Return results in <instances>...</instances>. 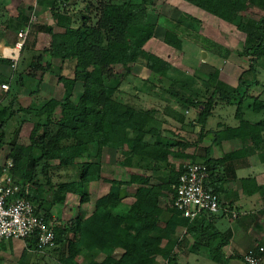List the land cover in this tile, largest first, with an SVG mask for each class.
Returning a JSON list of instances; mask_svg holds the SVG:
<instances>
[{"label":"trees","instance_id":"trees-1","mask_svg":"<svg viewBox=\"0 0 264 264\" xmlns=\"http://www.w3.org/2000/svg\"><path fill=\"white\" fill-rule=\"evenodd\" d=\"M183 1L245 34V42L236 52L248 58V67L235 86L222 82L218 69L201 79L145 47L159 24L156 18L149 20L154 0H36L34 24L49 33L51 47L34 50L22 46L15 67L9 73L0 70V89L2 83L9 84L0 97V155L8 148L3 163L12 160L10 174L20 186L28 185L33 212L53 223L55 246L40 250L35 237L26 238L27 247L34 249L33 260L28 262L24 249L19 264H77L79 256L85 264H230L223 248L232 233L221 228L230 216L204 210L190 219L171 205L170 198L167 203L163 200L173 191L183 169V163L175 160L187 159L207 166L205 186L218 195L224 207L218 182L238 179L234 161L247 141L256 150L264 149V119L252 121L245 113V109L264 112V99L249 92L251 84L259 83L256 73L264 60V0ZM47 14L52 19L49 24L45 23ZM186 17L197 20L181 13L175 24L180 25ZM29 18L26 9H18L17 16L3 25L9 29L18 23V32ZM25 48H30L32 55L20 66ZM54 59L60 61L61 98L49 94L39 78V72ZM135 64L146 67L149 74L139 79V84L132 83L134 94L158 88L173 104L159 110L123 99L126 92L119 83L128 75L135 78ZM11 65L10 58L0 57V68ZM116 65L125 68L119 79ZM22 88L30 97L26 106L18 100ZM246 97L253 98L247 105ZM219 100L235 105L238 124L214 131L210 145L197 152L208 132L206 121ZM190 108L197 111L192 122L198 123L199 130L188 136L183 126L191 124L186 117ZM26 124H30L28 147L23 150L19 138ZM231 139H239L241 149L211 156L213 143ZM106 149L119 150L127 167L135 166V159L143 162L150 174L133 171L124 181L108 179L112 184L106 194L94 200L89 215L53 219L52 206L62 205L68 194H79L80 205L90 200L91 192L85 187L93 189L102 179ZM251 178L239 180L244 184ZM122 185L136 186L131 202L122 200ZM40 251L44 252L40 255ZM251 251L259 253L258 245ZM180 253L186 255L185 261ZM98 254L101 259L96 258ZM259 254L262 261L264 251ZM243 256L236 255L244 260Z\"/></svg>","mask_w":264,"mask_h":264},{"label":"rangeland","instance_id":"rangeland-1","mask_svg":"<svg viewBox=\"0 0 264 264\" xmlns=\"http://www.w3.org/2000/svg\"><path fill=\"white\" fill-rule=\"evenodd\" d=\"M18 0H14V3L12 4L9 11L13 14L16 13V6ZM32 7L28 10V8L25 7L27 13L31 14L33 13ZM191 10L193 8L195 11H193L198 18H195L197 20H191L189 18H184L183 22L180 25L175 24V18L179 17L181 13H187V10ZM22 9V10H25ZM5 9H0V22H8L11 20V18L8 16V13ZM37 15L39 13H36ZM193 17H195L192 14H189ZM207 15V16H206ZM49 16V14H48ZM208 17H213L211 14L203 11L202 9L195 8L192 4L185 2L183 0H154V5L150 10L149 13V20H155L159 22V26L156 27V32L154 33V39L150 42L153 49L156 51H159V53L164 57L169 59L171 63L174 64V66L180 68L182 71L191 74V75H197L201 79L208 78L209 73L214 71L215 69H218L220 71L219 79L222 82L226 83H233L238 78V76L248 67V58L239 56L236 52V50L240 49L242 44L245 42V34L240 32L234 25H229L228 23L222 21L221 19L217 17H213L216 19L213 23H211L208 19H205ZM1 23V24H3ZM14 26L10 27L14 32L15 30L20 26L18 23H13ZM1 27V25H0ZM13 31H10V34H13ZM17 35V32H15ZM14 33V35H15ZM180 39V44H179ZM219 43V44H218ZM223 46H222V45ZM34 47L37 46V49L35 50H41V49H48L51 47V37L49 33L41 31L36 28L34 22L31 25V30L28 33L23 47ZM226 47V48H225ZM25 48L22 51L20 66H24L28 60H30L32 51L31 49ZM204 53L206 56L204 57ZM19 54V51H18ZM221 55H224L225 57H221ZM19 56V55H18ZM202 62V66H199V62ZM134 66V65H133ZM137 68L139 66H136ZM13 67L8 68L10 71ZM60 68V61L57 59H54L52 64L47 66L45 70L39 72V78L43 81V88L46 89V91L51 94L52 96L56 98H61L63 94V85L61 82L58 81V73ZM140 68V67H139ZM8 69H5L6 73H9ZM115 70L118 74L117 79H119L121 74L125 73V68H123L121 65H116ZM136 73L139 77L149 74L147 70H144L141 68L140 70H135L134 67H132V72ZM148 73V74H147ZM251 77V76H250ZM256 78L258 79L259 83L257 84H251L249 86V92L253 95L260 94L262 98H264V60L260 61V66L258 67V71L256 73ZM251 80V79H247ZM133 84H139L138 78H133L132 75H128L124 80L121 81L120 89L124 90L126 92V95L124 97L125 100H129L136 106L144 105L147 102V107H155L159 110H161L162 106L168 101H171L172 98L169 97V95L158 88L155 89H149L150 94H143L139 93L137 96L134 94L135 89L132 87ZM79 89V86L78 88ZM143 89V88H142ZM144 90V89H143ZM148 90V91H149ZM142 92V91H141ZM1 94V93H0ZM2 96V95H1ZM0 96V97H1ZM18 100L20 104L26 106L30 102V97L28 95V91L22 88L19 91L18 94ZM151 96V97H150ZM145 98L144 100L142 98ZM151 98L150 101H147L148 98ZM170 98V99H169ZM124 99V98H123ZM253 100L252 97H246L245 99V105L250 103ZM155 104V105H154ZM217 106L215 107L213 111V115H211L207 120V128H216V123L218 121H223L229 123L230 115H234L235 112V105L232 104H226L225 102L218 101ZM194 110V109H189ZM197 110V109H196ZM191 111L190 113L186 112L187 121H190V125H184V131L189 136L192 131V133H195L199 130L198 123L192 122L194 119H196V113L197 111ZM246 117L249 119H255L259 120L263 118V113H255L252 110L245 109ZM229 118V119H228ZM170 121V120H169ZM172 123V122H171ZM174 125H172L173 127ZM30 124H26L25 127L22 130V134L19 138L20 145L22 146L23 150H26L28 147V140L27 135L29 132ZM171 127V128H172ZM182 132V133H183ZM213 138V135H209L208 141L210 142ZM201 142L198 143L197 152L201 151L200 149ZM217 148V147H216ZM8 148H4L0 155V162L4 160V156L7 153ZM190 151H192V148H189ZM214 154V152H213ZM217 153H215L216 155ZM124 157L121 154L119 150H109L105 151L102 158V183L99 186V183L94 186L93 189H90V187H85V189L91 192V197L95 198L97 195L101 194L103 191L107 190V188L112 184L109 182L108 179H117V180H127L129 178V174L133 171H137L144 174H149V170L145 168L144 163L138 162L137 159H135V166L132 168H129L124 165ZM177 163H187L190 160L184 159H176ZM88 163V161H86ZM135 167V168H134ZM248 169H241L239 171V174H248ZM102 187V188H101ZM124 197L127 201L132 200L134 189H136L135 185L132 186H125L124 188ZM77 196H70L69 200L66 204V208H64L65 215H68L69 206L75 205ZM168 198L166 197L163 200V203H167ZM56 209H59L61 205H56ZM69 216V215H68ZM225 224H228V220L223 221ZM254 229V225L252 226ZM8 244L7 240L2 243ZM258 245L259 243H255ZM22 246V242H19L17 240H14L13 246L14 248L10 250L9 248H4L3 251H0V259L2 264H19L18 260L20 258V251ZM185 254V252H184ZM180 253V258L182 261H185L186 255ZM41 255V254H40ZM98 258V256H97ZM160 261H163L160 257H158ZM85 260L83 258L80 260V262H77V264H84ZM61 264H66L63 261ZM233 264H246L244 260H235ZM260 264H264V257L262 258V261Z\"/></svg>","mask_w":264,"mask_h":264},{"label":"crops","instance_id":"crops-1","mask_svg":"<svg viewBox=\"0 0 264 264\" xmlns=\"http://www.w3.org/2000/svg\"><path fill=\"white\" fill-rule=\"evenodd\" d=\"M35 2H36V0H18L16 2L17 3L16 13L13 14L9 11V9L11 8L12 4L14 3V0H0V9L1 10L5 9L7 11L6 13H8V16L10 18H14L18 14V9H25V7L31 8V6L34 7ZM195 8H196V6H195ZM186 10L189 14L194 15L195 13L193 11H195L196 9L194 10L193 8H191V10H188L186 8ZM194 16H195V18H198L196 15H194ZM206 16H204V18L208 19L211 23L216 21V19H214L216 16L212 15L214 18L213 17H209V18L207 17L206 18ZM177 18L178 17H176L175 20H177ZM51 22H52V19L47 14V17L45 18V23L49 24ZM1 23H3V22H0V25H1V27H0V57L10 58L9 53L12 51V48L14 47V45L17 41V35L11 28L6 29L5 26ZM6 23H5V25H6ZM226 23H228V22H226ZM228 24L230 25V23H228ZM158 26H159V24L157 25V27ZM56 30H61V28H56ZM10 31H13V34H10L9 33ZM155 32H156V29H155ZM14 33H15V35H14ZM154 37L155 36H153L146 43L145 47L148 50H151L152 52H154L155 54L163 57L159 53V51H156L155 49H153L151 44H150V42L154 39ZM31 48H33L35 50V49H37V46L31 47ZM221 57L224 58L225 56L221 55ZM165 59H167V58H165ZM167 60L169 61V59H167ZM202 62L203 61L199 62V64H200L199 66H202ZM136 66H139L140 68L139 67L137 68ZM133 67L135 70L137 69V72L141 68H143L144 70H147V72H149V70L146 67L139 65V64H135ZM5 69H8V68L7 67L5 68L3 66L0 68V70L3 72H6ZM8 71H10V70L8 69ZM132 73L138 79H145L148 76V75H146L145 77H143V76L139 77L136 73H134V71ZM191 74H193V73H191ZM226 82H228V81H226ZM227 84H230L232 86L236 85L235 82H233V83L230 82ZM150 89L152 90L155 88H150ZM148 90H146L144 88V90L142 92H136V96L139 93H143L145 95H146V93L150 94V90L149 91ZM0 93H1L0 94V96H1L4 93V90L0 89ZM150 97L147 99V101L151 100ZM123 98H125V97H123ZM142 99L144 100L145 98L143 97ZM128 102H130V101L128 100ZM143 103H145V106H146L147 102H143ZM166 104H168V105L173 104V99L171 101H168L164 105H161L162 106L161 108H163ZM191 111H194V110L188 109L187 113H190ZM262 113L264 115V112H262ZM229 118H230L229 123L223 122V121H218L216 123V128H207V126H206L207 121H206L205 129L208 130V132L206 133V135L204 136V138L201 141V145H200L201 149H204L205 147L210 145L212 140L209 142L208 137L211 134L214 137V131L221 130L226 125L227 126H236L238 124V121L234 118L233 114L230 115ZM262 119H264V116ZM252 121H258V120L253 119ZM219 141L212 144V146L210 148L211 156L220 157L225 152L235 151L237 149H241V147L243 146L242 142L239 139L224 140L221 142H219ZM109 150L110 149H106L105 151H109ZM213 152H214V154H213ZM215 153H217V154L215 155ZM2 164H3V161L0 162V165H2ZM102 165H103V163H102ZM183 165H184V163H183ZM234 165H235V171H236V174L238 176V179L237 180L232 179L229 181H219L217 184L218 192L220 193L221 202L224 203L225 206H231L238 213V217L227 218V220L229 221L228 224L223 223L221 226V228L223 230L226 227L229 228L231 233H232V236H231L228 244L225 245L223 248V252H224L225 256L230 257V264H233L234 261L238 259L236 257V255H239V254L244 255L247 251L251 250V248L256 246L255 243H259L258 245L264 246V149L256 150L255 146L250 144L249 141H247L245 144V147H244V151H242L239 155V158L234 161ZM129 168H132V167H129ZM241 169H248L249 170L248 174H246V175L239 174V171ZM135 172H137V171H135ZM137 173H140V172H137ZM101 174H102V172H101ZM149 174H150V172H149ZM242 177H252V178L248 182L242 184L239 180V178H242ZM102 181H103V179H101L98 182L99 186H101L100 184L102 183ZM125 186L129 187V185H122L120 188V196H121L123 201L131 202L134 199V194H133L132 200L127 201L125 199L126 197H124V189L123 188ZM109 187L107 188V190L103 191L101 194L97 195L95 198L94 197L92 198L90 195V200L87 203H84L81 205L79 203V198H80L79 194H76V193L68 194L65 198L64 203L61 205V207L59 209H56V207H55L58 204H55L54 206H52L50 211L52 213L53 219H55V217H57V216L62 217V218H71V217L76 216L77 214H80L82 217H86L87 215L90 214V212L93 208L92 203L94 202V200L96 198H98L99 196L106 194ZM135 190L136 189H134V192H135ZM70 196H77V199H76L75 205L69 206L70 212L68 213V215H69L68 216V215H65L66 211H64V208H66V204H67ZM253 225H254V229L252 228ZM14 240L22 242V246L19 245L21 248L20 254L22 253V251L24 249H26L27 260H28V262L32 261L34 249L27 247V239H9V240H7V242H9L8 244L6 243V244L2 245V243H1L0 251H3L4 248H9L10 250H12L14 248V246H13ZM5 241L6 240H4L3 242H5ZM43 252L44 251H40L39 254L43 253ZM97 256H98V258H97ZM97 256H96L97 259L102 258V254H98ZM81 259H82V257L79 256L76 259V261L80 262ZM239 260H242V259H239Z\"/></svg>","mask_w":264,"mask_h":264},{"label":"built area","instance_id":"built-area-1","mask_svg":"<svg viewBox=\"0 0 264 264\" xmlns=\"http://www.w3.org/2000/svg\"><path fill=\"white\" fill-rule=\"evenodd\" d=\"M36 20L34 13L30 14L29 22L17 32V41L9 53L12 60L11 67L18 61V51L22 48L31 25ZM8 83H2L1 88L6 91ZM201 107H197L200 110ZM188 112V109H186ZM12 160L7 159L0 167V241L7 239L36 238L37 248L49 249L55 246L53 223L47 222L42 216L33 212V206L27 195L28 185L20 186L11 176ZM208 169L204 163L187 162L172 185L173 191L168 195L171 205L179 210L183 216L193 219L202 211L211 213L225 212L231 218L238 217L236 210L220 205L219 197L206 186ZM264 251V246L258 245V252ZM251 250L243 258L246 264H259L261 256Z\"/></svg>","mask_w":264,"mask_h":264},{"label":"water","instance_id":"water-1","mask_svg":"<svg viewBox=\"0 0 264 264\" xmlns=\"http://www.w3.org/2000/svg\"><path fill=\"white\" fill-rule=\"evenodd\" d=\"M206 56V54L204 53V57Z\"/></svg>","mask_w":264,"mask_h":264}]
</instances>
